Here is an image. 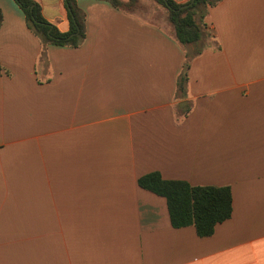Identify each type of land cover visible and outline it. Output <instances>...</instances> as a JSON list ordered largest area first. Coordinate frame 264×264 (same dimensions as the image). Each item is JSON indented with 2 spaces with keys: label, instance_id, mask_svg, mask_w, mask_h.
<instances>
[{
  "label": "crops",
  "instance_id": "crops-1",
  "mask_svg": "<svg viewBox=\"0 0 264 264\" xmlns=\"http://www.w3.org/2000/svg\"><path fill=\"white\" fill-rule=\"evenodd\" d=\"M34 1L69 31L64 0ZM154 4L77 0L83 44L43 50L0 0V264H264V0L209 7L185 90L197 47ZM154 172L229 186L232 217L174 228Z\"/></svg>",
  "mask_w": 264,
  "mask_h": 264
},
{
  "label": "trees",
  "instance_id": "trees-1",
  "mask_svg": "<svg viewBox=\"0 0 264 264\" xmlns=\"http://www.w3.org/2000/svg\"><path fill=\"white\" fill-rule=\"evenodd\" d=\"M15 1L25 14L28 28L39 38L43 50L49 45L79 48L85 41L86 17L78 7L77 0H64L70 22V29L66 33L60 32L44 18L41 6L36 1ZM101 1L109 2L116 9H133L138 3V0ZM154 1L168 11V21L174 27L177 41L184 46L197 47L193 54L186 55L179 76L178 87L185 90L190 63L206 47V40L209 37L202 19L209 7L216 6L222 0H191L187 4H178L174 0ZM2 22L3 14L0 10V26ZM138 185L166 199L174 228L193 226L199 237L212 236L218 224L232 217L233 198L229 186H192L185 181L165 180L158 172L139 178Z\"/></svg>",
  "mask_w": 264,
  "mask_h": 264
},
{
  "label": "rangeland",
  "instance_id": "rangeland-1",
  "mask_svg": "<svg viewBox=\"0 0 264 264\" xmlns=\"http://www.w3.org/2000/svg\"><path fill=\"white\" fill-rule=\"evenodd\" d=\"M154 5H156V7H158L159 9H161L163 11V13H165L166 10H165V8L163 6H161L159 4H154Z\"/></svg>",
  "mask_w": 264,
  "mask_h": 264
}]
</instances>
